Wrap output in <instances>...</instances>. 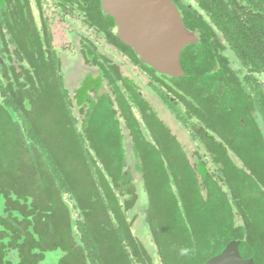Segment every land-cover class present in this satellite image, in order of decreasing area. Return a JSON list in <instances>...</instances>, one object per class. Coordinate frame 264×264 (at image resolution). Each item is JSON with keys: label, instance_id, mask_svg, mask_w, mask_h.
I'll return each mask as SVG.
<instances>
[{"label": "trees", "instance_id": "obj_1", "mask_svg": "<svg viewBox=\"0 0 264 264\" xmlns=\"http://www.w3.org/2000/svg\"><path fill=\"white\" fill-rule=\"evenodd\" d=\"M34 48L27 65L3 72L7 86L0 79V264H154L132 231L134 190L128 199L118 189L132 177L114 117L98 109L80 129L60 59ZM136 160L160 264H204L233 239L242 257L264 264L263 172L233 167L201 182L184 156Z\"/></svg>", "mask_w": 264, "mask_h": 264}, {"label": "flooded vegetation", "instance_id": "obj_2", "mask_svg": "<svg viewBox=\"0 0 264 264\" xmlns=\"http://www.w3.org/2000/svg\"><path fill=\"white\" fill-rule=\"evenodd\" d=\"M171 1L195 36L180 50L177 76L144 64L126 41L157 40L167 14L152 0H0V79L6 85L3 72L28 64L30 44L53 51L61 72L67 54L82 61L70 91L63 81L72 113L80 129L98 109L114 117L124 170L133 159L139 175L118 186L128 199L136 185L143 189L141 155L184 156L201 182L233 167L251 178L264 173V0ZM164 141L172 147H158Z\"/></svg>", "mask_w": 264, "mask_h": 264}, {"label": "water", "instance_id": "obj_3", "mask_svg": "<svg viewBox=\"0 0 264 264\" xmlns=\"http://www.w3.org/2000/svg\"><path fill=\"white\" fill-rule=\"evenodd\" d=\"M152 4L156 6L154 11H157L159 7L165 9L163 11L167 14V22L155 27L156 33H153V36L157 34V40L153 38L152 42L126 41L137 51L144 64L160 73L173 76L182 75L179 53L185 44L195 41V36L183 26L179 11L171 0H152ZM113 14L117 17V26H119L117 35L122 37L119 15ZM123 174L126 179H129V170H124ZM239 243L240 241L236 239L228 241L218 254L208 258L204 264H255L253 256L245 258L241 256Z\"/></svg>", "mask_w": 264, "mask_h": 264}, {"label": "rangeland", "instance_id": "obj_4", "mask_svg": "<svg viewBox=\"0 0 264 264\" xmlns=\"http://www.w3.org/2000/svg\"><path fill=\"white\" fill-rule=\"evenodd\" d=\"M55 33V31H54ZM57 42V37H56V44ZM68 56L62 57V72H63V81L65 84V87L69 90L72 88V85H74V81L77 78V73L80 71V63L82 61H77L71 55L67 54ZM70 91V90H69ZM167 120V119H166ZM129 159V157H128ZM132 160H128V166L129 173L131 174L132 181L136 182L139 175L136 172V169ZM141 186V187H140ZM134 193L136 195V202L133 206V208L129 212V216H135V220L132 225V231L134 235L143 243L145 248L147 249V252L150 254V256L153 258L155 264H160L157 253H156V248L154 244L151 242L150 236H149V230L147 227V224L144 220L143 213L145 210V200H144V193L142 189V183L138 184L134 188Z\"/></svg>", "mask_w": 264, "mask_h": 264}]
</instances>
